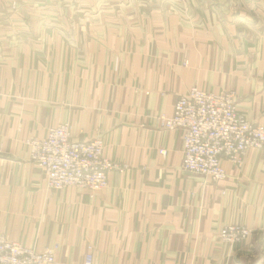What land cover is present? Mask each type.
Returning a JSON list of instances; mask_svg holds the SVG:
<instances>
[{"label":"crops","instance_id":"obj_1","mask_svg":"<svg viewBox=\"0 0 264 264\" xmlns=\"http://www.w3.org/2000/svg\"><path fill=\"white\" fill-rule=\"evenodd\" d=\"M193 87L264 127V0H0V236L54 264H264V152L213 182L161 125ZM61 124L125 167L106 189L45 187L26 142Z\"/></svg>","mask_w":264,"mask_h":264},{"label":"built area","instance_id":"obj_2","mask_svg":"<svg viewBox=\"0 0 264 264\" xmlns=\"http://www.w3.org/2000/svg\"><path fill=\"white\" fill-rule=\"evenodd\" d=\"M235 97L230 91L216 94L193 87L178 97L171 117H160L164 129L181 132L184 173L220 182L226 177L223 161L240 168L248 150L264 152V127L251 124L236 112ZM26 143L28 161L43 170L49 190H104L108 173L125 168L104 156L101 136L87 142L73 141L66 124L49 128L44 138L33 137ZM159 154L165 156L166 150H159ZM249 237L250 231L241 225L219 230L221 242L228 246ZM57 249L56 244L37 251L0 236V264H54ZM83 264H92L91 254L84 256Z\"/></svg>","mask_w":264,"mask_h":264},{"label":"rangeland","instance_id":"obj_3","mask_svg":"<svg viewBox=\"0 0 264 264\" xmlns=\"http://www.w3.org/2000/svg\"><path fill=\"white\" fill-rule=\"evenodd\" d=\"M225 92H226V91H225ZM233 93H234V92H233ZM234 94H235V93H234ZM251 124H252V123H251ZM241 226H243V225H241ZM244 227H245V226H244ZM247 229H248V228H247ZM248 230H249V229H248ZM249 231H250V230H249ZM250 236H251V232H250ZM249 238H250V237H249ZM249 238H248V239H249ZM248 239H247V240H248ZM247 240H246V241H247ZM220 241H221V240H220ZM241 244H242V243H241ZM237 245H239V244H237ZM237 245H234V246H237ZM226 246H228V245H226ZM234 246H228V247H234Z\"/></svg>","mask_w":264,"mask_h":264}]
</instances>
